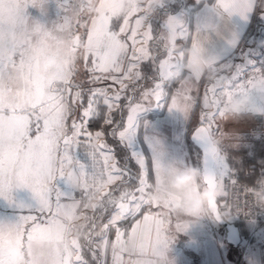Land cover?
<instances>
[{"label": "snow or ice", "instance_id": "6c2138e0", "mask_svg": "<svg viewBox=\"0 0 264 264\" xmlns=\"http://www.w3.org/2000/svg\"><path fill=\"white\" fill-rule=\"evenodd\" d=\"M41 3L42 0H0V197L11 200L12 189L24 187L37 201L34 208L27 206L28 215H21L15 222L0 220V264H12L4 254L6 246H27V264H88L82 256L84 248L92 252L94 259L99 250L101 258L96 264H105L102 258L109 248L112 264H157L158 260L165 264L170 239L165 224L173 208L170 201L157 194L162 188L161 172L171 164L163 162L157 147H153L150 159L132 150L139 128L137 115L145 107L133 106L129 100L125 124L115 122L111 113L119 108L121 91L127 88L125 81L144 78L141 64L147 61L154 73L153 87L143 93V99L155 97L159 104L168 84L179 80L181 87L170 108L187 116L195 103L189 93L201 75L182 71L189 47L186 40L195 45L201 33L216 32L223 17L243 15L252 5L249 0H216L213 16L200 23L190 36L184 23L174 17L168 18L165 30L154 35L148 13L159 0L133 6L122 16L111 12L94 15L92 0H78L71 10L61 5L71 15L66 14L63 23L51 30L30 22L26 15L29 4L39 7ZM133 17L134 25L130 27ZM178 37L185 43L178 46ZM154 49L160 50L163 58L154 54ZM212 63L215 71L234 69V74L227 87L217 86L218 81L205 89L203 107L210 110L202 114V126L194 134L207 145L203 171L204 184L209 187L223 185L225 178L223 173L208 168L209 159L222 160L218 142L211 135L216 119L225 117L221 97L250 92L247 74L259 70L245 64L220 65L215 59ZM81 67L91 74L89 84L112 79L120 84L121 91L109 95L105 88L85 90L83 83L75 80ZM85 92L87 107L79 121L73 119L69 126L67 121L75 106L82 105ZM101 99L106 106L104 124L112 126L109 134L126 151L122 165L114 150L102 142L103 130L94 134L87 131L89 120L101 115ZM77 147L86 148L90 172L76 158L73 148ZM133 160L138 166L135 171L128 163ZM57 177L82 189V198L62 202L64 193L53 183ZM153 206L166 212H153ZM209 207L219 218L216 202H210ZM86 210L93 215H87ZM128 219L134 223L123 229L121 222ZM74 220L84 223L72 235L69 223ZM113 230L115 239L110 240ZM34 237L43 239L48 247L33 251Z\"/></svg>", "mask_w": 264, "mask_h": 264}, {"label": "rangeland", "instance_id": "374dc122", "mask_svg": "<svg viewBox=\"0 0 264 264\" xmlns=\"http://www.w3.org/2000/svg\"><path fill=\"white\" fill-rule=\"evenodd\" d=\"M166 0H160L159 3H162ZM78 0H42V3L39 7L33 6L31 4L26 8V15L29 18L30 22H38L43 25L45 28L49 30L53 29L55 25L58 23H63L64 16L71 15V11L65 13L64 5L69 10H71L76 4ZM154 4L151 11L148 13V23L152 27L154 35L157 33V19H158V5ZM147 5V0H92V13L94 15H104L106 12H111L115 16H122L129 11V9L133 6L142 7ZM153 11V12H152ZM176 16L174 18L179 19L183 23H185V12L182 10H177ZM86 19V17H84ZM135 17L132 18V24L130 27L134 25ZM168 20V19H167ZM163 21L166 23L167 21ZM258 21L262 24H258ZM264 11L260 13L257 12L254 23L251 22L248 32H252L253 34L256 32L255 40L252 41V45L249 47L248 42H244L242 47H240V52L237 55L228 58L220 65L225 64H235L238 62L241 64L249 65L252 63L251 67L254 65H259L261 69H264V41H262V37L264 35ZM122 23V21H120ZM118 30V27H117ZM83 32V29L79 30ZM70 43V40H69ZM250 43V42H249ZM131 44V41H129ZM154 54L159 53L161 58H163V53L158 49L153 50ZM131 55V52H129ZM125 65H127V61H125ZM150 67V62L145 61L141 64V71L144 78L136 81L126 80L125 84L127 88L121 91V86L118 83H115L112 79H104L96 84H89L87 81L89 76L91 75L82 67L77 71L75 75V80L77 82H82L85 90L88 88H105L108 89V94L112 95L116 91H121V100L119 102V108L114 109L112 112H120L124 115L123 121L118 122L125 124L128 115V104L129 100H131L132 105L141 104L145 107L143 112L138 113L137 120L139 123V128L137 130V135L134 138L132 144V150L138 151L142 153L146 159H150L153 155V147H157L162 154V159L164 163H170L171 167L169 170L172 172L173 170H178L176 167L178 162H180L182 157H186L188 166H195L202 169V157L200 150L190 141V134L193 128H195L198 124L202 123L199 121L197 115L200 112V105L195 107V104L190 108L188 115L186 116L182 111L177 109H171V102L173 96L176 94L177 90L180 88L170 87L172 83H169L167 88L165 89L166 95L165 97L157 104L155 97H152L151 100L143 99V93L145 91L150 90L153 87L152 77L154 73L151 75L148 73L152 70L146 69ZM153 72V71H152ZM234 69H228L221 71V75L228 76L229 74L233 75ZM96 75H100V73H96ZM120 75V74H116ZM211 85L210 81L204 76V88L207 85ZM205 93V91H204ZM239 94V93H237ZM87 92H85L84 99L82 101V105H76L74 113L70 116L67 123L69 126L73 119L79 121V118L82 116L83 108L87 107ZM195 107V108H194ZM194 108V114L192 113L191 119L189 120V115L191 114ZM106 111V106L103 105L102 99L100 103V112L102 117L104 112ZM204 112L206 110L204 109ZM264 117V115H263ZM104 123V121H103ZM224 125V126H223ZM112 128V127H111ZM111 128L106 131L103 129H90L87 127V131L92 132L93 134L96 131L103 130L104 136L102 138V142L107 144L110 148L114 150L116 160L122 165L125 163L124 157L118 155L117 150L110 144L106 136H111L109 133L111 132ZM228 130L230 132L225 133L224 131ZM239 131L236 134L232 133V131ZM238 133V134H237ZM211 135L213 139H218L219 143L217 146L222 148L229 145L235 146L237 149H248L252 145V141L254 139H260L264 141V118L261 120H254L250 118L249 114H244L240 116V118L235 120H228L225 122L215 121L213 124ZM226 135V136H223ZM229 136L228 138H226ZM113 137V136H111ZM226 138V140H225ZM81 141L84 140V135L80 136ZM118 142V139L114 138ZM225 140V141H224ZM118 144H120L118 142ZM151 145V146H150ZM226 147V148H227ZM219 151V149H218ZM73 152L75 153L76 158L86 165V171L90 172L91 169L88 167L90 163V157L87 154L86 148L77 147L73 148ZM120 157V158H119ZM221 157V155H220ZM220 159H217L215 162V172L220 169ZM129 167L136 170L138 167L135 164V161H129ZM181 166V165H180ZM258 166V165H257ZM257 174L252 177L258 175L260 170H264V167H258ZM236 169V168H229ZM238 170V169H236ZM170 172V173H171ZM55 187L64 193V196L61 198L62 202H68L69 198H75L76 200H80L83 195V190L79 188L73 187L65 178L57 177L53 182ZM54 199V196H53ZM25 205L26 207H19V205ZM37 204L34 194L28 188H13L11 192V200L0 197V220L6 222H15L21 215H28L29 207L34 208ZM154 208V206H153ZM153 210V209H152ZM86 214L92 216L91 210H86ZM107 219V218H106ZM171 217H168V221H171ZM228 221V220H227ZM99 222V221H98ZM97 222V223H98ZM125 225L128 224L129 219L124 221ZM131 222V221H130ZM84 223L83 220H74L69 223V228L71 229V234L75 235L79 229L80 224ZM238 223V222H236ZM246 223L249 229L247 232H240V243L235 247V249H230L229 243L225 238V229L221 228L219 224L213 219L212 215L209 214L204 216V251H207L208 254L204 255V264H211L209 262L210 257L212 255L211 250H218V253L221 257V261L218 264H248L250 260V254L252 253L253 246H257L260 248H264V222L258 224H251L249 222ZM167 223L165 224V226ZM176 224H170L169 228L175 230L176 232ZM261 227V231L263 233H253L255 228ZM251 229V230H250ZM240 230V229H239ZM253 230V232H251ZM170 233V240L174 241V237L176 233ZM252 233V234H251ZM83 239V238H81ZM174 244V243H173ZM176 245V244H174ZM47 243L41 239L40 237H34L31 241V248L33 251H37L39 249L47 248ZM11 249H23V256L20 258L19 264H27V246H6L4 249V254L7 250ZM109 252V250H108ZM175 253V254H174ZM178 254V255H177ZM175 255V257H174ZM215 255V253H213ZM6 256V255H5ZM82 256L85 260L88 261V264H96V260L100 259L99 250H97L96 259L93 258L92 252L87 248L82 249ZM184 250H178L175 248L171 249V253L169 254L170 260L169 263L165 264H173L174 262L177 264V260L179 258L184 259ZM104 258V257H103ZM102 258V259H103ZM238 259V260H237ZM188 260V259H187ZM263 264H264V255L262 256ZM192 264H200V260L194 259Z\"/></svg>", "mask_w": 264, "mask_h": 264}, {"label": "crops", "instance_id": "0c3cea01", "mask_svg": "<svg viewBox=\"0 0 264 264\" xmlns=\"http://www.w3.org/2000/svg\"><path fill=\"white\" fill-rule=\"evenodd\" d=\"M249 2L252 5L250 10L246 11L243 15H241L240 13H234L229 17V25L233 32V37L230 40L220 37L219 35L216 34V32H211L210 34L208 33V36H209V43L207 45L208 53L215 59V62L220 61L222 59H225V62L228 61L227 59L228 58L230 59L231 57L237 55V52L239 54L240 47H242L244 42L247 41L248 46L250 47L252 45V41L255 40L256 32L254 34L250 31L248 32V28L252 21L254 23L256 13L257 12L260 13L261 11H264V0H249ZM215 4H216V0H166V1H163L162 3H159L157 7L158 8L157 9L158 10L157 11L158 12L157 13L158 23L156 25L157 33L166 29V23H163L165 19L167 20L170 17L176 16L177 10H180V11L183 10L185 12L184 25L188 29L189 35L191 36L195 34L197 26L200 23H202L209 17L213 16L212 10ZM213 19L214 21L216 20L215 17H213ZM259 23L260 22L258 21V24ZM263 25H264V22H263ZM230 41H234V42H230ZM262 41H264V35L262 37ZM183 43H185V41L181 40L178 37V46ZM186 44L192 48V52L189 55L187 51L189 47L185 50V60L183 64V70L185 74L189 72L185 69V63L187 62L190 66H193L198 56V50L196 47V43L195 45H192L191 40L188 39L186 40ZM250 68L261 69L259 65H254ZM181 83L182 82L179 80L173 81L172 86L170 87L173 88V85H174V88L175 87L177 88V86L181 87ZM207 87H211V85L208 84L206 88ZM247 87L250 88L252 91L251 83L247 85ZM206 88H204V76H201L199 80L194 82V84L192 85L191 91L189 93L190 96L195 98V103H194L195 107L198 106V104L201 106L199 108L200 112L196 117L199 119V121H201V116L204 113L203 99H204V91ZM237 93L244 94V92H236L234 94H237ZM221 102H222V105L227 103L228 97L222 96ZM194 108L191 114L189 115V120L191 119L192 113L194 114ZM205 110L209 111L210 109H205ZM244 114L246 115L249 114L251 119L261 120L264 118L263 117L264 104H262L259 100H255L254 106L249 108L246 112L238 114V115H233V116H227L225 114L224 118L218 117L216 121L225 122L228 120H235V119L240 118V116H243ZM224 132L227 133L230 131L225 130ZM236 132H239V131H235V130L232 131V133L234 134H236ZM223 136H226V135H223ZM228 137L229 136H227L226 138ZM228 146L229 148L227 146L226 148L225 145L222 148H220V146L218 147L219 154L221 155L222 160L221 159L219 160L220 170L219 171L217 170L216 173H224L225 171H227L229 168L232 167L228 159L229 158L228 151L230 149H237V148L229 144ZM216 161L217 160H215V162ZM188 162L189 161H187L186 157L185 158L182 157L180 162L176 164L177 165L176 167L178 169L188 167V164H187ZM253 165L254 164H251L250 166L252 167ZM214 166H215V163H214ZM242 167L246 168L247 166H245L244 164L242 165ZM167 171L169 173L171 172L169 169ZM253 178L254 177H251L246 180L251 181ZM162 185H163V181H162ZM153 212L164 213L166 212V210L163 208H157L156 206H154ZM168 217L169 218L171 217L172 219L165 226V228H167L168 230L167 234L170 235V233L172 232V230L169 228V225L174 224V223L176 224V227H175L176 232L175 230H173L172 233H176V234L174 237V241L169 239L167 249L165 250V258H166L165 263H169V260H170L169 254L171 253V249L174 250L175 248H177L180 251L184 250V254H185L184 259L179 258L177 260V264H192L194 262V259L200 260V264H204V255L208 254L207 251H204V248L205 249L207 248V246H204V216L198 219H194V218L188 219L186 217H178L175 213H171L170 215H168ZM132 223H134L133 220L126 226V228H123V229H129ZM244 224L246 225V228L249 229L248 226L250 225H247L246 223ZM177 225H180L179 229L177 228ZM253 233H263V231H261V227H257V229L255 228ZM114 239H115V232L113 233L111 240H114ZM173 243L176 245H174ZM215 249H214V252L213 250H211L212 255L209 256L210 257L209 262L211 264H218L219 261H221V257L218 253V250H215ZM213 253H215V255H213ZM106 255L103 258L104 261L107 259V263L105 261V264H112L110 248H109V252H107ZM250 255L251 256H250V260L248 264H263L262 256L264 255V248L253 246L252 253ZM124 259L125 260L128 259L127 254H125ZM157 264H160L159 260L157 261ZM173 264H176V263L174 262Z\"/></svg>", "mask_w": 264, "mask_h": 264}, {"label": "clouds", "instance_id": "9594fccd", "mask_svg": "<svg viewBox=\"0 0 264 264\" xmlns=\"http://www.w3.org/2000/svg\"><path fill=\"white\" fill-rule=\"evenodd\" d=\"M92 10L94 11V9ZM216 34L228 40L233 37L229 17H223ZM195 43L198 50L197 60L193 66L186 62L185 69L194 75L198 73L201 76H206L212 85H217L219 81L217 86L227 87V81L232 75H221L220 72L214 70L212 63L214 58L209 55L207 48L208 33H201L196 38ZM187 51L190 55L192 48L189 47ZM182 71L184 70L182 69ZM246 79L251 81L252 91L247 94H233L228 98V102L223 105L227 116L246 112L254 106L255 100L264 104V69L250 72ZM215 140L219 143L217 138ZM161 179L163 185L157 195L160 199L171 202L173 213L178 217L198 219L208 215L210 202H216L226 195L223 185L206 186L204 184V171L195 166L173 170L171 173L162 171ZM249 189L255 207L264 210V177L259 178L256 181V186H250ZM258 192L261 193L260 196L256 195ZM5 255L12 261V264H19L20 258L23 256V249L7 250Z\"/></svg>", "mask_w": 264, "mask_h": 264}, {"label": "built area", "instance_id": "2783aa9c", "mask_svg": "<svg viewBox=\"0 0 264 264\" xmlns=\"http://www.w3.org/2000/svg\"><path fill=\"white\" fill-rule=\"evenodd\" d=\"M223 174L225 178L222 184L226 195L217 200L222 217L229 222H249L254 225L264 222V210L255 207L249 189L250 186H256L259 178L264 177V170H260L251 181L243 179L236 169H228ZM256 195L260 196L261 193Z\"/></svg>", "mask_w": 264, "mask_h": 264}, {"label": "trees", "instance_id": "16d2710c", "mask_svg": "<svg viewBox=\"0 0 264 264\" xmlns=\"http://www.w3.org/2000/svg\"><path fill=\"white\" fill-rule=\"evenodd\" d=\"M225 59H222L220 61H217L216 63L219 64L221 62H223ZM241 64V62H238L237 65ZM252 63L249 65H246L247 67H251ZM146 68V67H145ZM146 69L151 70V68L147 67ZM77 73V72H76ZM150 75L151 73L153 74L152 70L150 72H148ZM234 74V73H233ZM112 119L115 122H122L123 121V117L124 115L120 112H112ZM88 128L90 129H103L104 131H106V133L108 132V130L112 127V126H106L103 123V116L102 117H95V118H91L88 122ZM106 138L108 139V141L110 142V144L114 147L115 150H117L118 155L121 157H124L126 155V151L125 149L118 144V142L116 140H114L113 137L111 136H106ZM228 159L229 162L231 164V166L233 168L238 169V171L240 172L241 176L243 179H248L251 178L253 175L257 174L258 172V167H264V141L260 140V139H254L252 141V145L250 148L248 149H230L228 151ZM120 158V157H119ZM247 166L246 168L242 167V165ZM254 164L253 167H251L250 165ZM258 165V166H257ZM93 215V214H92ZM107 218V214H105V220ZM130 221H132L131 219H129L128 224L130 223ZM100 223V221L98 222V224ZM127 224V225H128ZM125 222H121V226L122 228H126ZM238 226L240 229V232L242 233H248L247 232V228L246 225L244 223H240L238 222ZM221 228H224L223 226L220 225ZM114 233V230L110 233L109 235V239H112V235ZM230 249H235L234 246H232L231 244L229 245ZM107 257V255H106ZM238 260V259H237ZM107 263V259L105 260Z\"/></svg>", "mask_w": 264, "mask_h": 264}, {"label": "water", "instance_id": "95a60500", "mask_svg": "<svg viewBox=\"0 0 264 264\" xmlns=\"http://www.w3.org/2000/svg\"><path fill=\"white\" fill-rule=\"evenodd\" d=\"M201 126H202V123L198 124L195 128H193V130L191 131V134H190V141L201 152V157H202V170H203V168H204V158H205V149H206L207 145L203 141H200V140L196 139L195 138V135H194L196 129L199 128V127H201ZM217 148H218V146H217ZM214 163H215V160L209 159V161H208V168L211 171H213L214 173H216L215 172V169H214ZM216 204H217V201H216ZM217 210H218V206H217ZM209 212L212 215L213 219L217 222V224H219V225H221V226L224 227L226 241L229 244H231L232 246L236 247L240 243V240H241L240 230H239L238 223L227 221L226 219H224L222 217L221 214H220V217L217 218L216 215H215V213L212 212L211 209H209Z\"/></svg>", "mask_w": 264, "mask_h": 264}]
</instances>
